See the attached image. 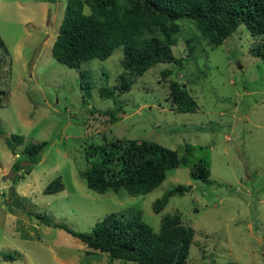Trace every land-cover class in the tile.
Segmentation results:
<instances>
[{
  "label": "rangeland",
  "instance_id": "1",
  "mask_svg": "<svg viewBox=\"0 0 264 264\" xmlns=\"http://www.w3.org/2000/svg\"><path fill=\"white\" fill-rule=\"evenodd\" d=\"M65 3L0 0V37L7 49L0 48V87L6 92L0 106V264H132L110 261L107 253L89 250L53 223L90 232L105 215L129 216L133 210H140L154 231L164 215L179 214L195 231L188 264H264V58L251 52L264 37L254 39L241 25L220 46L202 42L191 58L184 37L192 24L183 21L174 49L179 64L133 72L128 92L105 98L101 90H112L124 71L122 47L104 60L82 62L79 69L55 61L51 46ZM163 69L171 71L167 78L161 77ZM169 79L186 86L199 106L195 112L172 109ZM116 104L122 105L120 119L109 124L98 111ZM10 134L24 137L14 147L17 154L4 142ZM115 138L147 139L181 154L189 144L192 160L209 161L211 182L176 167L144 195L92 191L81 176L89 165L85 151ZM42 140L48 145L40 161L13 181L12 162L26 144ZM57 176L63 189L44 194ZM179 184L188 186L186 191L154 213L152 202Z\"/></svg>",
  "mask_w": 264,
  "mask_h": 264
},
{
  "label": "trees",
  "instance_id": "2",
  "mask_svg": "<svg viewBox=\"0 0 264 264\" xmlns=\"http://www.w3.org/2000/svg\"><path fill=\"white\" fill-rule=\"evenodd\" d=\"M183 21L192 24L184 37L187 57L196 58L202 42L220 46L241 25L254 39L263 38L264 0H66L51 54L58 63L79 69L82 62L104 60L122 47L124 71L112 90L100 92L102 97L108 98L131 89L129 75L133 72L142 74L159 63L179 64L180 58L174 49ZM0 48L7 52L1 37ZM251 52L264 58V42L253 46ZM160 74L167 78L171 71L163 69ZM167 86V98L174 111L193 113L197 110L199 106L186 86L174 79H169ZM5 93L0 87V106ZM121 106L116 104L98 113L113 124L120 119ZM23 139L22 135L10 134L4 142L12 154H17L14 147L22 144ZM47 145L48 141L42 140L23 147L20 157L10 167L15 174L13 181L18 175L23 178L31 171ZM193 152L189 144L181 154L177 149L147 139L115 138L103 144L88 145L85 155L89 165L81 176L87 187L97 193L107 190L116 193L123 189L132 196L149 193L164 181L167 170L176 167H188L192 179L210 183L209 161L205 157L192 160ZM91 157L95 161H90ZM63 187L57 176L43 188V193H55ZM187 187L179 184L165 191L152 202V211L159 213L171 196L182 195ZM33 214L45 225L50 224L43 215ZM129 214H107L90 232L74 231L64 223H53V226L76 237L89 250L107 253L110 261L188 264L195 231L183 224L179 214L164 215L156 231L142 220L140 210ZM3 257L13 260L11 254H3Z\"/></svg>",
  "mask_w": 264,
  "mask_h": 264
},
{
  "label": "water",
  "instance_id": "3",
  "mask_svg": "<svg viewBox=\"0 0 264 264\" xmlns=\"http://www.w3.org/2000/svg\"><path fill=\"white\" fill-rule=\"evenodd\" d=\"M49 30H50V26H49Z\"/></svg>",
  "mask_w": 264,
  "mask_h": 264
}]
</instances>
